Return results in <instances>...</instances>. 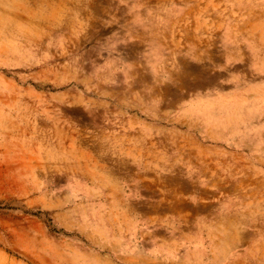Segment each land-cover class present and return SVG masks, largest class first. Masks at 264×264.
I'll list each match as a JSON object with an SVG mask.
<instances>
[{"label":"rangeland","instance_id":"obj_1","mask_svg":"<svg viewBox=\"0 0 264 264\" xmlns=\"http://www.w3.org/2000/svg\"><path fill=\"white\" fill-rule=\"evenodd\" d=\"M264 264V0H0V264Z\"/></svg>","mask_w":264,"mask_h":264},{"label":"bare ground","instance_id":"obj_2","mask_svg":"<svg viewBox=\"0 0 264 264\" xmlns=\"http://www.w3.org/2000/svg\"><path fill=\"white\" fill-rule=\"evenodd\" d=\"M11 263V262H10ZM12 264V263H11Z\"/></svg>","mask_w":264,"mask_h":264}]
</instances>
